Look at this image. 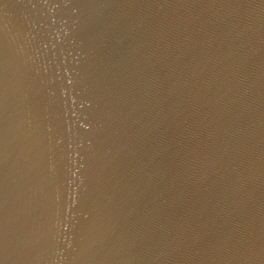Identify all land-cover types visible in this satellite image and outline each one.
Instances as JSON below:
<instances>
[{"label":"water","instance_id":"obj_1","mask_svg":"<svg viewBox=\"0 0 264 264\" xmlns=\"http://www.w3.org/2000/svg\"><path fill=\"white\" fill-rule=\"evenodd\" d=\"M0 264H264V0H0Z\"/></svg>","mask_w":264,"mask_h":264}]
</instances>
